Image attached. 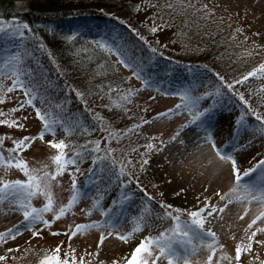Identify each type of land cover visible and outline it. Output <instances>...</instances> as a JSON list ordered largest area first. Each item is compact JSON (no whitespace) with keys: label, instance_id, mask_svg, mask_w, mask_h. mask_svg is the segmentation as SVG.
Segmentation results:
<instances>
[{"label":"snow or ice","instance_id":"1","mask_svg":"<svg viewBox=\"0 0 264 264\" xmlns=\"http://www.w3.org/2000/svg\"><path fill=\"white\" fill-rule=\"evenodd\" d=\"M129 7L138 14L146 13L145 19L140 22L141 27L145 29V34H141L127 21L120 22L127 24L131 32L144 43L149 51V58L157 54L163 55L162 51L158 52V49L167 46L155 39V34L171 27L169 19H165V9H168L170 13H192L206 22L220 24L223 23V15H231L227 8L212 4L209 0H164L163 4L160 0H141L140 3L133 0ZM108 15L111 16L112 13ZM117 19L119 20V17ZM49 30L55 34L54 28ZM242 31H244L242 26L234 28V33ZM0 33L6 38L5 43L13 42L7 39L9 37L17 38L14 44L17 51L11 54L6 53L0 63V106L5 105L6 102L11 103L14 98L16 101L6 110L0 107V126L6 127V131L0 133V164L5 168L14 167L24 177L16 179L0 177V211L7 214H19L21 217L16 224L0 231V264H21L23 258L30 254L35 256L34 264H222V261L225 264H233V262L234 264H256L257 261L258 264H264V259H261L258 253V249L264 248V153L255 165L241 171L236 156L222 150L213 138L211 127L215 103L201 107L199 105L201 97L192 95L194 89L188 87L176 93L182 97V102L176 105L175 109H186L190 115L194 112L190 120L185 121L184 127L192 124L193 127L198 128L199 131L194 133L195 141L198 144L209 143L216 156L229 164L233 183L222 194L217 192L220 203L204 202L197 207L183 208L160 199L156 201L159 212H152L141 207L144 205V201L141 200L135 211L124 215L114 209L124 201L132 200L134 193L129 185L135 184L136 187L144 188L139 180V173L147 169V153H137L138 160H136L128 155L129 152L134 151L131 146L127 151L121 147H111L108 142L112 140L119 142L128 130L116 131L105 127V118L88 107L85 91L65 82L63 86V89H66L65 96L61 97L58 102H54L52 94L47 90L52 88L53 81L46 80L45 88H41L40 84L35 82L34 70L27 67L25 60L26 57L32 56V51L23 45L31 43L33 51H43L45 43L29 23L18 20L16 17L10 20L0 19ZM148 33L153 34L152 41L147 39ZM180 35L183 36L182 33ZM229 36H233V32H230ZM74 38H78L75 30L64 36L66 42H74ZM247 39L248 37L244 36V40L247 41ZM93 43L101 50L114 52L119 57L118 63L130 69L131 77L141 80V87L152 86V81L146 80L143 75L140 60L133 59L127 54V46L123 42L120 45L108 44L105 41H93ZM154 44L156 46H153ZM192 50L200 51V49ZM247 54L253 55L250 52ZM48 55L51 62L57 65L60 75H63L55 57L51 52ZM101 71H106L102 64L97 66L96 74L99 75ZM214 77L216 83L211 90L201 95L215 102L221 96L231 93L242 104L239 114L234 117V125L238 127L245 123L246 117H253L255 125L259 126L257 131L264 136V114L251 106L243 92L234 88V85H243L249 78L264 80V59L252 66L250 70L240 74L238 79L226 80L220 72H215ZM7 80H10V83H6ZM200 86L203 87V84ZM105 87L109 93L112 92L111 84ZM136 91L135 88H128L120 92V101L128 102ZM68 93H74L75 97L84 104V109L91 115V122L82 128L83 133L87 135L89 131H96L97 128L104 133L100 139H85L83 143L75 145L71 149L70 156L65 152V148L71 142H66L65 136L68 133L75 134L81 125L78 120L64 116V113L68 111ZM92 94L90 90L87 91V95ZM98 94L103 95V88H98ZM258 94H261L259 103L264 104V83L259 84ZM111 104L110 98V103L102 106L107 108ZM116 107L120 108L121 104L117 103ZM29 108L31 112L28 111ZM53 108L56 110L55 113L52 111ZM175 109H167L163 113H158L157 116L163 119ZM123 111L127 113L128 109L124 107ZM14 113H19V115H13ZM33 115L41 124L35 135L16 137L11 134L12 130L25 129ZM140 123L146 122L141 120ZM132 128L137 129L138 125L133 124ZM46 135L48 139H45ZM102 139L105 141L104 147L100 146ZM169 139L181 145L185 143L178 140V134ZM6 140L11 142V147L5 148ZM34 141L43 142L56 150L52 157L55 162L54 171H44L47 165H42L40 168L31 167L29 161L21 155L30 148ZM245 147H251V143L246 141ZM147 148H153V144L149 142ZM122 151L124 152L122 157L117 158L112 155L114 152ZM86 159H90L92 164L87 169L89 173H94L95 168L99 167L101 172L106 174L104 177L107 181L106 186L115 185L118 190H126L127 195L124 191H120V195L105 206L102 203L103 194L97 192L92 197L90 205L85 209H79L85 217L84 221L61 223V220L66 219L68 215H76V208L81 199H89L88 193L77 184V175L81 174L80 164ZM256 169L260 173L257 182L242 184L241 178L253 173ZM64 173H68L71 182V195L66 202L56 204L52 181ZM100 179L97 176V180ZM56 183L59 181L56 180ZM183 191V189H177L174 195L179 196ZM147 195L151 196L150 193ZM35 197L43 198L39 207L32 203ZM133 202L135 203L134 200ZM239 203H243V209L236 219L244 222V228L240 239L232 237L235 241L234 255L229 256L225 251L226 245L221 242L222 237L218 231L214 230V226L224 221L226 209ZM253 204L256 206L254 210L251 208ZM96 212H99L100 219H91V215ZM156 220H167L169 226L164 227L161 224V230L152 234L151 229ZM57 224L60 226L57 227ZM228 224L229 227L234 226L233 221H229ZM219 227L223 228V223H220ZM93 230L97 233L94 249L88 251L81 249L78 252L74 244L84 234ZM24 233L29 234V241L41 240L45 233L49 236L64 238L36 255L32 252V247H22L16 242L17 238ZM228 235L230 233L225 230V236ZM133 238H138V242L134 245L130 244ZM121 244H129V255L110 257L107 254L109 249ZM85 246L87 247V241H85Z\"/></svg>","mask_w":264,"mask_h":264},{"label":"rangeland","instance_id":"2","mask_svg":"<svg viewBox=\"0 0 264 264\" xmlns=\"http://www.w3.org/2000/svg\"><path fill=\"white\" fill-rule=\"evenodd\" d=\"M212 4L223 6L228 9L231 15H223V23H217L220 29L229 35L233 32V36L230 37V41L233 43L234 56L240 51L246 50L241 57L223 59L220 54L211 53V61L215 62L213 68L189 70L183 68L181 65L177 68L171 66L162 67L159 60L152 59L148 61V57H142L136 50L128 48L126 45V52L133 59H139L143 71L150 73L148 77L143 75L145 79L152 81L151 87H141V80L135 77H131V71L118 63L119 57L112 56L120 74L128 75L129 88L137 89V100L139 103H134L132 106L138 113L140 120L135 122L139 127V133H143L150 136L153 148L149 149L146 145H141L137 153H147L148 165L145 172L139 173V180L144 186L143 189L136 187L135 184L129 185L134 193L132 200H126L121 205L117 206L114 211L127 215L136 210L139 201L143 200L146 210L152 212H159V207L156 201L164 199L165 202L171 203L174 206H181L183 208L197 207L204 202L219 204V197L217 192L223 193L227 191L233 183V176L230 175L229 164L220 160L213 148L209 143L198 144L194 139V133L199 131L198 128L189 124L184 127L185 121H189L191 115L186 109H175V106L182 102L178 92L184 82H188L186 87H193L192 95L200 96L199 105L201 107H207L209 104L215 103V110L213 114V121L211 131L213 138L222 150H226L227 153L233 154L237 158L238 167L241 171L255 165L256 161L260 159L262 153H264V136L257 131L258 125H255V118L246 117L245 123L238 127L234 125V117L239 114L242 104L235 96H230L227 100H221L220 98L215 102L209 98L201 95L206 91H210L214 85V73L215 69L225 76L226 80L232 78H239L240 74L250 70L252 66L258 63L261 59H264V0H209ZM222 15V13H218ZM239 20V23L237 21ZM242 26L244 31L240 33H234V28ZM218 29L217 26H214ZM219 29V31H220ZM183 31L177 32L173 27L164 29L163 32L156 34L157 39L160 42H166L169 46H174L178 37ZM220 33V32H219ZM244 36H247V41L244 40ZM107 40V39H106ZM104 40V41H106ZM123 40H119L116 44L120 45ZM254 44L256 46H254ZM253 53L249 55L247 53ZM229 55L230 53H223ZM229 57V56H228ZM148 63V64H147ZM217 63V64H216ZM220 65V66H219ZM222 65V66H221ZM225 68V71H224ZM147 75V74H146ZM10 83V80H7ZM213 81V82H212ZM264 83V80L259 78H249L243 85H234V88L243 92L245 97L249 99L251 106L257 109L258 112L264 114V104H260L261 94H258L259 84ZM203 84V87L200 85ZM251 89V91H249ZM15 98L11 103H5L0 106L5 110L8 107H12L15 104ZM68 111L64 113L65 117L74 119V108L68 104ZM167 109H175L172 113L168 114L165 118L161 119L157 116L158 113H163ZM29 112L32 110L29 108ZM13 115H19L14 113ZM142 118V119H141ZM128 123L131 119H125ZM143 120L146 123L141 124ZM255 125V126H254ZM41 127L40 121L37 120L34 115L28 122V126L25 129H15L11 131V134L19 137L21 135H35ZM6 131L5 126H0V133ZM178 134V140L184 141V145L174 142L169 138ZM203 135V133H201ZM49 137L46 135L45 139ZM59 138V137H58ZM246 141L251 143V147H245ZM7 147H11L10 141H5ZM243 149V150H241ZM56 150L51 149L43 142L34 141L29 149L21 153L25 159L29 161L31 167L40 168L42 165H47L44 171H54L55 162L52 157L55 155ZM134 159H138L137 154L134 155ZM91 160L86 159L81 164V170L88 169L91 166ZM83 172L77 175V181L81 178ZM259 170L256 169L253 173L243 176L241 178L242 184H251L257 182L259 177ZM0 177L16 179L24 178L23 174L16 170L14 167L10 168L0 164ZM56 180L59 183H56ZM56 180L52 181V191L54 195V202L59 204L66 202L71 195V182L68 173H64L62 176H58ZM99 181L96 178H91L86 182L83 191L88 193L89 199H81L78 202L76 208V215H68L66 219H62L61 223L68 222H82L85 220L83 213L79 209H85L92 203V197L97 192L103 194L102 203L108 206L113 198L120 195V191L115 185H110L107 188L101 189L98 186ZM259 186V185H257ZM177 189H183V193L179 196L174 195ZM146 190V191H145ZM146 193H150L155 199L148 197ZM42 197H35L32 200L34 206L39 207L42 202ZM135 201V203L133 202ZM255 204L251 205L252 210L255 209ZM243 209V203L234 204L226 209L224 214V221L218 222L214 226V230L218 231L222 237L221 242L225 243V251L229 256L234 255L233 236L236 239H240L243 233L244 222L236 219L237 215ZM21 219L19 214H7L0 211V231L4 228L10 227L16 224L17 220ZM91 219H100L99 212L91 215ZM247 216L245 217V220ZM233 221L234 226L229 227L228 222ZM223 223L224 227H219V224ZM164 227L169 226V221L156 220L152 226L151 233L156 234L161 230L160 225ZM57 227L60 225L57 224ZM225 230L230 235L225 236ZM145 234H148L145 232ZM29 234L24 233L21 237L17 238V243H20L22 247H32V252L39 255L45 248H50L54 244L64 237H53L45 233V236L41 240L33 239L29 241ZM97 238L95 230L84 234L74 244L77 251L81 249L88 251L94 249V240ZM87 241V247L85 246ZM27 242V243H25ZM138 242V238H133L130 244ZM255 247V246H254ZM258 253L261 259H264V248L258 249ZM107 254L110 257H116L119 255H129V244H121L117 247L108 250ZM19 255V253H17ZM244 254L242 253V258ZM34 255H28L23 258L21 264H34ZM222 264H225L222 261ZM234 264V262H233ZM258 264V261L256 262Z\"/></svg>","mask_w":264,"mask_h":264},{"label":"trees","instance_id":"3","mask_svg":"<svg viewBox=\"0 0 264 264\" xmlns=\"http://www.w3.org/2000/svg\"><path fill=\"white\" fill-rule=\"evenodd\" d=\"M132 2L133 0H20L18 3V0H0V19L10 20L12 17H16L18 20L27 22L44 40L45 50L43 51H33L31 43L23 45L32 51V56L26 57L25 60L27 67L34 70L35 82L39 83L41 88L46 87V80L53 81L52 88L47 89L52 94L53 101L58 102L61 97L65 96L66 89H63L65 82L85 91L88 107L105 118V127L116 131L128 130L119 142L112 140L108 142L109 145L113 148L121 147L124 151H127L128 147L131 146L134 151L129 152L128 155L134 159V155L137 154L140 146L142 144L147 146L151 142L150 136L139 133V129L132 128V125L140 120L139 115L141 116V113L136 112L132 107L134 103H139L137 91L129 98L128 102L120 101L119 93L129 88V77L117 72V62L112 57L114 52L110 53L99 49L93 41L107 39L106 43L116 44L119 40H123V44H128V48L136 50L142 57L147 56L148 61L159 60L158 63L163 68L171 66L175 69L181 65L183 68L193 71L213 68L215 62L211 61V53L216 52L225 59V57L232 58L234 52L229 35L224 29H220L217 23L206 22L192 13H170L168 9H165V19H169L171 27H174L177 32L183 31V36L178 37L174 46H169L166 42H160L155 34V39L160 44L167 46L158 49V52L162 51L163 55L157 54L149 58V51L144 43L131 32L127 24L120 22L127 21L128 24L136 27L141 34H145V29L141 27L140 22L145 19L146 13L138 14L133 11L129 7ZM136 2L140 3L141 0H136ZM160 2L163 4L164 0H160ZM108 13H112V15L110 16ZM214 26H217L218 29ZM53 28L55 34L49 30ZM73 30L78 34V38H74V42H66L64 36L71 34ZM5 39L4 35L0 33V63H2L6 53L11 54L17 51L14 47L17 38H7L12 40V43H5ZM147 39L152 41L153 34L148 33ZM83 49H87V51H83ZM192 49H200V51H193ZM246 50L248 49L240 51L234 57L241 59ZM49 52L57 60L63 75H60L57 65L51 62ZM37 61H39L38 64ZM101 64L106 71H101L97 75V66ZM143 72L146 77L150 74ZM215 72H219L217 68ZM5 82L9 83L8 81ZM215 83L216 80L214 79ZM109 84L112 87L111 93L105 87ZM185 87L186 85L183 86V89ZM98 88H103V95L98 94ZM188 88L193 89V87ZM183 89L181 90L183 91ZM88 90L93 94L87 95ZM230 96H232L231 93H227L220 99L227 100ZM110 98L111 106L103 107L102 105L110 103ZM68 101V104L74 108L73 117L81 125L75 134L68 133L65 136L66 142H71L65 148V152L70 156L71 149L75 145L83 143L85 139H100L104 133L97 128L96 131H89L85 135L82 128L91 122V115L84 109V104L75 97L74 93H68ZM117 103L121 104L120 108L116 107ZM124 107L128 109L127 113L123 111ZM52 111L55 113L56 110L53 108ZM125 119L131 120L128 123ZM104 145L105 141L102 139L100 146L104 147ZM5 148H7L6 145ZM112 155L119 158L124 155V152H114ZM81 171L83 175L77 181L81 188L85 187L89 179H97V176L101 178L98 186L101 189L108 187L106 186L107 181L104 179L106 174L101 172L99 167L95 168L94 173H89L87 169ZM150 198L153 196L151 195Z\"/></svg>","mask_w":264,"mask_h":264}]
</instances>
